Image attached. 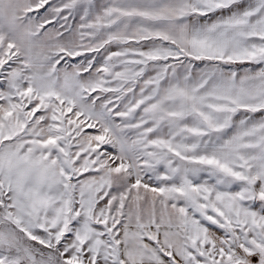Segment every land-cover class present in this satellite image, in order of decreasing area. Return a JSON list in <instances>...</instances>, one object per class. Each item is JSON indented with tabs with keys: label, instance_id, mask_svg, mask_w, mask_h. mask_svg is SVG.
I'll return each instance as SVG.
<instances>
[{
	"label": "snow or ice",
	"instance_id": "1",
	"mask_svg": "<svg viewBox=\"0 0 264 264\" xmlns=\"http://www.w3.org/2000/svg\"><path fill=\"white\" fill-rule=\"evenodd\" d=\"M0 264H264V0H0Z\"/></svg>",
	"mask_w": 264,
	"mask_h": 264
}]
</instances>
